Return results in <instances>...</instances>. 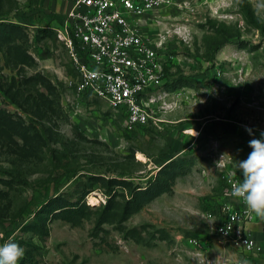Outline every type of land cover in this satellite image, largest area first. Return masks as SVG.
<instances>
[{
    "label": "rangeland",
    "instance_id": "1",
    "mask_svg": "<svg viewBox=\"0 0 264 264\" xmlns=\"http://www.w3.org/2000/svg\"><path fill=\"white\" fill-rule=\"evenodd\" d=\"M64 4L0 0V245L28 237L21 227L47 198L74 200L76 183L96 176L84 196L92 213L78 225L47 221L44 240L32 238V264H264V219L248 224L257 248L244 254L220 239L213 216L225 193L218 155L238 157L264 132V0H231L221 21L188 23L189 44L171 39L167 79L189 84L177 107L160 115L168 121L161 130H129L121 112L76 94L68 52L53 33ZM172 158L184 168L170 192L94 230L106 189L117 203L127 195L108 179L144 187ZM132 228L153 234L150 245Z\"/></svg>",
    "mask_w": 264,
    "mask_h": 264
},
{
    "label": "built area",
    "instance_id": "2",
    "mask_svg": "<svg viewBox=\"0 0 264 264\" xmlns=\"http://www.w3.org/2000/svg\"><path fill=\"white\" fill-rule=\"evenodd\" d=\"M63 1L64 12L58 13V26L53 29L68 52L70 86L77 95L101 99L109 108L121 112L124 127L129 130L144 126L161 130L168 122L160 115L174 110L185 95V88H164V65L174 60L168 44L173 38L189 44L193 31L187 26L192 19L199 27L207 18L221 21L231 4V0ZM250 152L238 157L230 153L218 155L217 161L224 155L219 169L225 193L213 215L220 239L244 254L257 248L248 227L255 214L242 198L231 193L232 185L242 181L239 161ZM186 241L196 244L195 238Z\"/></svg>",
    "mask_w": 264,
    "mask_h": 264
},
{
    "label": "trees",
    "instance_id": "3",
    "mask_svg": "<svg viewBox=\"0 0 264 264\" xmlns=\"http://www.w3.org/2000/svg\"><path fill=\"white\" fill-rule=\"evenodd\" d=\"M0 26H4V24L0 22ZM13 30L14 29L11 30L12 33L15 32V30L14 32ZM1 31L2 29L0 28V32ZM40 32L44 35L49 33V31H45L44 29L40 30ZM53 33L55 35V31H53ZM25 59L26 57L23 56V60ZM169 65H164V88L173 91L187 86L189 82L182 80L169 81L167 79L166 70L169 68ZM177 160V158H172L164 165L160 166L154 179L148 181L144 187L132 186L129 180L108 179V185L122 186L125 188L127 195H122L123 201L117 203L114 201L116 195L111 193V189H106L105 194L107 200L103 208L97 214L94 230L96 231L104 222H111L113 220H118L119 222L125 221L145 203H148L162 193L170 192L175 178L180 174L179 170L182 167L184 168V164ZM97 180H99V178L96 176H90L85 182L78 181L74 191L77 197L74 200L70 199V194H58L47 198L40 204L32 219L24 223L21 227V232L27 233L29 236L9 241L19 244L25 250L24 256L19 261V264H32L34 253L37 248L32 238L33 236H37L39 239L44 240V237L48 234L47 221H50L52 217L63 219L72 225H78L81 219L88 217L92 213L91 207L84 201V196L91 190ZM131 236L142 245H150L149 240L153 238V234L149 238L142 236L141 232L136 230V228L131 229Z\"/></svg>",
    "mask_w": 264,
    "mask_h": 264
},
{
    "label": "clouds",
    "instance_id": "4",
    "mask_svg": "<svg viewBox=\"0 0 264 264\" xmlns=\"http://www.w3.org/2000/svg\"><path fill=\"white\" fill-rule=\"evenodd\" d=\"M245 130L252 135V129L245 127ZM260 137L248 142L251 152L238 164L242 181L232 185L231 194L242 198L251 213L264 219V132L260 133ZM223 159L224 155H221L217 167ZM24 252V248L15 242L0 245V264H19Z\"/></svg>",
    "mask_w": 264,
    "mask_h": 264
},
{
    "label": "crops",
    "instance_id": "5",
    "mask_svg": "<svg viewBox=\"0 0 264 264\" xmlns=\"http://www.w3.org/2000/svg\"><path fill=\"white\" fill-rule=\"evenodd\" d=\"M188 129H191V128H188ZM243 153H244V152H243ZM255 218H256V215H255ZM251 224H253V222H251ZM249 230H250V232H251V233L253 234V236H254V231H253V229L249 227ZM254 238H255V236H254Z\"/></svg>",
    "mask_w": 264,
    "mask_h": 264
}]
</instances>
